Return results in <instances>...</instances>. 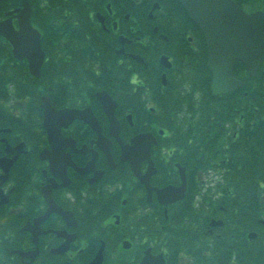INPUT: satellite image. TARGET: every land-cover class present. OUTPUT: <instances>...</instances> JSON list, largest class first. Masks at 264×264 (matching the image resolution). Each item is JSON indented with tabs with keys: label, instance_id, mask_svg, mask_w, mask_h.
Here are the masks:
<instances>
[{
	"label": "flooded vegetation",
	"instance_id": "1",
	"mask_svg": "<svg viewBox=\"0 0 264 264\" xmlns=\"http://www.w3.org/2000/svg\"><path fill=\"white\" fill-rule=\"evenodd\" d=\"M142 1L130 0L125 3L119 0H95V7L90 9L89 16L87 2H82V22L88 20L91 24L84 27L82 34L92 43L107 40L115 65L123 68L129 75V85H121L116 75L114 81L108 72L111 67H107V72L103 75L99 63L94 61L86 64L89 72L82 78V95H76L77 91L70 87L52 90L54 100L51 103L54 108L91 111L100 125V131L92 128L85 120L71 121L66 127H61V131L64 137L71 138L73 142L61 143L60 152L51 154V161L43 159V151L52 153L53 150L43 127L44 112L37 105H31L32 99L24 97L17 88L16 97L11 95V88L16 87L15 81L5 82L9 89L0 90V161H4L3 168L0 164V264H7L4 245L22 242V227L46 213L49 205L42 195L44 188L50 189L52 198L59 207L76 212L82 217L89 215L94 203L104 202L109 206L105 218L108 231L119 228L127 236L148 240L146 229L138 228L146 215H149L151 207L147 206L163 212L169 207L159 203L156 189L181 185V167L187 165L183 161L182 148L163 144L168 136L166 129L163 134H159L147 131L143 126L137 128L136 132L135 126L129 121V116L133 118L131 113H134V108L131 110L122 102L128 99L134 102L133 88L143 91V98L155 101L168 94L169 88L180 87L183 79L190 73L198 79L197 72L201 69L199 58L206 57L208 50L201 31L182 12L176 0H148L147 15L134 16L143 11ZM155 4L160 7L154 9ZM95 32L101 33L103 37L91 38L90 34ZM132 55H140L145 60V81L143 80L142 85L135 81L136 71H141L142 68L135 66ZM162 57L167 61L162 63ZM151 65L156 67L155 71ZM19 67L17 72H20ZM90 73L95 77L94 80ZM103 77L107 78L105 82L109 86L101 85ZM204 79L206 75H201V83L205 82ZM189 88L191 95L198 94L196 86L190 85ZM99 92H107L116 103L115 116L120 122V136L124 144L130 145L134 136L144 131L152 132L156 137L157 143L151 150L155 173L147 181V161L140 163V171L137 172L131 161H122V146L111 137L110 120L104 105L98 99ZM75 103L80 105L69 106ZM149 108L154 116H159L163 121L171 117L157 106ZM141 115L145 117L144 113ZM241 123L243 124L242 121ZM101 135L111 139L109 151L107 144L99 140ZM8 144L15 149L8 152ZM196 178V181L204 180L197 175ZM186 184L188 191L187 169ZM113 219L115 223L112 224ZM40 227L42 231L51 232L39 233V252L34 264L61 256L68 260L82 257V264H86L93 260L98 251L97 246L85 241L80 235L79 224L77 227L68 226L58 213L51 214ZM55 232H63L64 236H58ZM28 233L25 231L27 242L22 247L13 249L36 248L32 241L34 236ZM73 233L76 237L71 240ZM54 250L58 253H54ZM20 261L24 264V261Z\"/></svg>",
	"mask_w": 264,
	"mask_h": 264
},
{
	"label": "trees",
	"instance_id": "2",
	"mask_svg": "<svg viewBox=\"0 0 264 264\" xmlns=\"http://www.w3.org/2000/svg\"><path fill=\"white\" fill-rule=\"evenodd\" d=\"M30 1L34 7L33 21L43 34V46L48 60L43 66L42 77L30 79L23 74L21 68L17 72L16 66L24 67L25 64H18L13 60L8 44L0 38L2 88L4 82L15 81L13 95L16 97L17 90L21 91L36 106L40 104L41 90L47 91L48 86L53 91L70 87L77 91L76 95H82V78L88 75V62L97 61L103 75L107 72V67H111L108 72L114 78L116 65L109 51L111 49L106 44L107 40L92 43L82 34L84 27L91 26L88 20L82 22L84 0ZM85 1L89 16L90 9L95 7V0ZM142 2L143 11L136 16L147 15L149 1ZM246 2L254 9H264V0ZM19 3L20 0L1 2L0 17L4 11ZM100 36L103 37L101 33L90 34L91 38ZM199 60L201 69L197 72L198 79L190 73L183 79L180 87H171L168 94L159 101L157 98L156 106L161 111L168 112L171 116L168 120L163 121L159 116H154L143 107L138 96H134V102L130 99L122 102L134 108L136 131L147 121V129L167 130L168 136L163 144L182 148L183 161L187 162L189 174L188 196L170 210L169 218L165 220L161 212L157 211L146 215L138 228L146 229L148 239L156 244L154 250H160L161 244H166L169 264H264V224L260 223L264 220V63L253 78L248 76L242 64H238L234 73L245 82V86L235 93L218 98L211 94L208 87L210 74L206 66L207 57H200ZM123 75L121 70L119 80L125 79ZM201 75L207 76L204 83H201ZM91 77L95 79L92 74ZM106 79H101V85L109 86ZM197 81L198 84H195ZM190 85L198 88L199 99L191 95ZM37 90L39 94L36 95ZM167 99L171 101H165ZM169 102L171 103L167 105ZM78 105L80 104H69ZM142 111L145 112V117L141 116ZM208 173H213V178L196 181V175L202 177ZM197 192L201 198L199 203H196L194 196ZM108 208L104 202H98L93 204L89 215L83 218L79 215L82 219L80 235L85 241L97 246V249L102 239L106 241V248L112 255L105 264H131L129 258L120 253L113 257L125 232L119 228H111L109 231L105 228ZM155 218L166 226L165 231L161 230ZM212 218L222 219L224 226L207 237L206 226ZM251 230L259 235L254 240L248 239L247 234ZM27 240L24 237L22 242L4 245L6 255L11 248L23 246ZM181 254L187 261L180 258ZM6 259L7 264H20L18 257L11 260L8 255ZM63 263L82 264V257L68 260L61 256L37 264Z\"/></svg>",
	"mask_w": 264,
	"mask_h": 264
},
{
	"label": "water",
	"instance_id": "3",
	"mask_svg": "<svg viewBox=\"0 0 264 264\" xmlns=\"http://www.w3.org/2000/svg\"><path fill=\"white\" fill-rule=\"evenodd\" d=\"M1 1V0H0ZM192 20L202 30L208 46L209 60L208 67L212 72L211 90L214 95L222 96L233 92L243 86L234 75L233 69L238 62L244 64L251 77H254L264 60V13L257 12L250 16L246 14L233 0H180ZM23 9L7 13L8 19L0 22V36H4L13 46L14 56L18 59L27 57L30 62L31 73L38 75L43 62L44 52L40 47V34L31 26V7L28 0H22ZM18 12L17 15H14ZM11 15H13L11 17ZM16 17L19 24V31H15L12 19ZM98 99L103 103L110 118V133L118 138L119 122L114 116L115 103L106 93H98ZM43 108H45L44 126L47 130L50 141L58 143L62 135L59 127L66 125L75 119H83L93 128L100 130L97 120L88 110L79 111L76 109L55 110L48 97L43 98ZM86 117H89L86 119ZM108 144L107 151L111 144L108 140L100 137V141ZM133 146L123 147L122 161H131L135 172L140 171L142 161L149 162V169L146 176L155 173L150 160V147L155 143L154 137L148 134L136 136L132 142ZM50 158V157H47ZM184 171H181L183 183L180 187H167L157 190L161 203H173L185 196L186 183ZM43 194L49 202V209L45 216L36 221H43L52 211L59 212L55 208L51 198L50 189H43ZM64 219L71 221L75 225L73 214L60 212ZM221 223L213 222L212 225ZM35 234L37 225L32 226ZM27 229V228H26ZM36 235V234H35ZM253 237V236H251ZM36 242V239L34 240ZM68 246V243L67 245ZM61 251H64L63 249ZM22 258H34L37 250L32 253H22L17 251ZM103 263V248L99 251L95 259L89 264ZM142 264H166L163 254L152 255L150 250L145 253Z\"/></svg>",
	"mask_w": 264,
	"mask_h": 264
}]
</instances>
